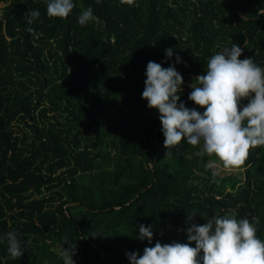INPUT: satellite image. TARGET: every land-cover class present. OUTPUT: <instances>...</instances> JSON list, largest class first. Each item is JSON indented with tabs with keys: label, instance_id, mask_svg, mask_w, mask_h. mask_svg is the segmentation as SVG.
<instances>
[{
	"label": "trees",
	"instance_id": "obj_1",
	"mask_svg": "<svg viewBox=\"0 0 264 264\" xmlns=\"http://www.w3.org/2000/svg\"><path fill=\"white\" fill-rule=\"evenodd\" d=\"M48 2L0 0V264H64L68 243L76 264H130L127 253L189 243L191 223L226 215L259 217L264 242V146L241 175L208 164L203 181L196 146L182 139L166 155L160 114L142 98L149 61L175 66L187 108L189 83L224 47L264 69V0H72L67 18L48 17ZM34 9L38 39L26 31ZM9 231L31 240L21 257L7 252Z\"/></svg>",
	"mask_w": 264,
	"mask_h": 264
},
{
	"label": "clouds",
	"instance_id": "obj_2",
	"mask_svg": "<svg viewBox=\"0 0 264 264\" xmlns=\"http://www.w3.org/2000/svg\"><path fill=\"white\" fill-rule=\"evenodd\" d=\"M133 0H121L131 4ZM72 0H49L47 16L67 18L73 10ZM93 10L82 11L78 18L80 25L92 19ZM29 27L26 31L38 39L41 35L31 25L40 17L37 9L25 13ZM264 15V8L258 9L257 16ZM247 46V41L245 42ZM242 49L237 45L224 47L211 56L206 64V72L194 78L192 91L188 96L203 113L195 108H187L178 94L184 83L182 75L174 65L163 68L161 64L149 61L146 67L145 87L142 98L150 109H157L165 137L166 155L182 139L192 146L201 145L197 156H215L225 169L239 168L249 154L250 149L264 146V69L256 65L253 59H239ZM173 56V49H166V58ZM176 63H182L176 56ZM248 100L240 110V102ZM194 211L187 216L189 222L196 216ZM256 224L259 217L237 221L234 216H215L204 225L191 223L187 228L189 243L173 242L153 247H145L143 255L127 253L130 264H264V242L257 238ZM7 252L13 258L23 255V242L16 231L5 234ZM138 240L147 239L151 244L153 231L151 226L140 225ZM65 243L67 238H64ZM195 242V247H191ZM62 247L64 264H76L73 260L76 245ZM203 256H200V253Z\"/></svg>",
	"mask_w": 264,
	"mask_h": 264
},
{
	"label": "rangeland",
	"instance_id": "obj_3",
	"mask_svg": "<svg viewBox=\"0 0 264 264\" xmlns=\"http://www.w3.org/2000/svg\"><path fill=\"white\" fill-rule=\"evenodd\" d=\"M241 60L244 59V57L240 58ZM193 83H189V85L191 86ZM188 108L192 109V108H195L197 111L198 109L200 108L198 105H196L195 103L190 105ZM201 147H202V142H201V145H198L195 147L194 149V154L198 151V150H201ZM204 157H208L207 154L203 155V156H198V162H199V166L200 168L196 170V174L203 178V181H205L207 179V175L205 173V170L203 168L206 167V165L210 164L212 165V170L213 172L217 173L219 175V177H225V176H228L230 174L232 175H241V172H242V168H233V169H225L223 167V164L218 161V160H210L209 158L204 161ZM58 249V247H57Z\"/></svg>",
	"mask_w": 264,
	"mask_h": 264
}]
</instances>
